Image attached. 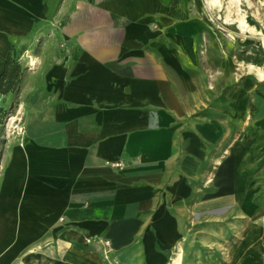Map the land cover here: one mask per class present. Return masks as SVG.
I'll use <instances>...</instances> for the list:
<instances>
[{
  "label": "crops",
  "instance_id": "1",
  "mask_svg": "<svg viewBox=\"0 0 264 264\" xmlns=\"http://www.w3.org/2000/svg\"><path fill=\"white\" fill-rule=\"evenodd\" d=\"M199 42L191 0H0V83L8 56L22 72L0 89L18 105L0 264H188L199 221L253 213L247 135L231 149L198 116ZM227 257L263 264L260 247Z\"/></svg>",
  "mask_w": 264,
  "mask_h": 264
},
{
  "label": "rangeland",
  "instance_id": "2",
  "mask_svg": "<svg viewBox=\"0 0 264 264\" xmlns=\"http://www.w3.org/2000/svg\"><path fill=\"white\" fill-rule=\"evenodd\" d=\"M211 1L191 0L199 20L196 59L200 67L195 83L202 103L197 112L228 128L231 149L238 137L247 135L243 142L246 159L241 165L253 213L244 214L232 206L230 211L199 221L197 239L186 252L187 263L225 264L227 255L240 247L247 252L260 247L264 264V0ZM190 66L188 71L195 69ZM16 108L13 99L3 117V137L16 128L11 120ZM218 131L223 142L224 131Z\"/></svg>",
  "mask_w": 264,
  "mask_h": 264
},
{
  "label": "trees",
  "instance_id": "3",
  "mask_svg": "<svg viewBox=\"0 0 264 264\" xmlns=\"http://www.w3.org/2000/svg\"><path fill=\"white\" fill-rule=\"evenodd\" d=\"M7 60L8 66L6 69V74L0 83V89L2 92L15 91L20 83V77L22 75L19 61L11 56H8ZM7 112V108L0 106V157L6 141L5 137H3V129L1 125L3 123V117Z\"/></svg>",
  "mask_w": 264,
  "mask_h": 264
},
{
  "label": "bare ground",
  "instance_id": "4",
  "mask_svg": "<svg viewBox=\"0 0 264 264\" xmlns=\"http://www.w3.org/2000/svg\"><path fill=\"white\" fill-rule=\"evenodd\" d=\"M211 2H213V3H215V2H217V0H212ZM217 3H219V1L217 2ZM238 20V19H237ZM241 20V19H240ZM242 22V21H241ZM241 22H240V25H241V27H242V29H244V27H245V29H246V26H244V25H242L241 24ZM245 22V21H244ZM239 25V26H240ZM247 25V24H246ZM253 29V28H252ZM248 30H251V29H248ZM252 31V30H251ZM253 31H254V29H253ZM13 119V117L11 118V120ZM179 256H180V254H179ZM177 261H179V258L177 259Z\"/></svg>",
  "mask_w": 264,
  "mask_h": 264
},
{
  "label": "built area",
  "instance_id": "5",
  "mask_svg": "<svg viewBox=\"0 0 264 264\" xmlns=\"http://www.w3.org/2000/svg\"><path fill=\"white\" fill-rule=\"evenodd\" d=\"M114 164H116V165H121L122 163H121V162H115Z\"/></svg>",
  "mask_w": 264,
  "mask_h": 264
}]
</instances>
